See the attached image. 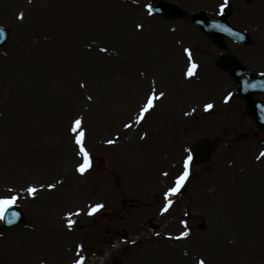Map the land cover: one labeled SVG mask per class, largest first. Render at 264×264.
I'll list each match as a JSON object with an SVG mask.
<instances>
[{
	"label": "rangeland",
	"instance_id": "374dc122",
	"mask_svg": "<svg viewBox=\"0 0 264 264\" xmlns=\"http://www.w3.org/2000/svg\"><path fill=\"white\" fill-rule=\"evenodd\" d=\"M166 1L186 16L149 15L144 5L158 0H0L9 30L0 46V195L20 193L25 215L8 229L0 222V264H73L78 245L84 264H264V132L216 64L232 53L264 74V0H227L228 21L251 41L224 39L226 48L190 17L217 16L225 0ZM199 82L211 93H186ZM153 88L164 96L136 123ZM77 118L91 157L83 174ZM201 139L215 143L210 159L166 198ZM94 204L103 207L88 215ZM77 209L69 229L66 213Z\"/></svg>",
	"mask_w": 264,
	"mask_h": 264
},
{
	"label": "water",
	"instance_id": "95a60500",
	"mask_svg": "<svg viewBox=\"0 0 264 264\" xmlns=\"http://www.w3.org/2000/svg\"><path fill=\"white\" fill-rule=\"evenodd\" d=\"M154 13L161 14L165 18L175 19L178 17H184L185 13L181 11L178 7L173 6L164 0L159 1L158 5L153 6ZM226 13L221 18H214L205 12H196L192 15V21L195 25L200 27L203 32L215 40L216 42L222 43L223 37H230L241 43H248V35L244 32H241L232 26H230L226 21ZM219 25L220 27H216ZM225 28H229L232 31H225ZM3 34H0V46L4 45L9 36V30L3 28ZM232 33H237L238 35H233ZM218 65L225 69L229 70L238 84L235 93L242 96L247 101V111L255 119L259 128L264 130V103L260 100H254L253 95L257 92L264 91V76L255 74L251 70L245 68L242 63L231 54H226L221 56L218 61ZM257 84L256 88H248L247 84ZM213 150V145L207 141H199L193 147L192 151V162L194 165L199 166L205 162ZM15 210L20 213V216L15 220L13 224H8L4 222L3 228H8L18 222L23 221L24 216L20 209L16 206Z\"/></svg>",
	"mask_w": 264,
	"mask_h": 264
},
{
	"label": "snow or ice",
	"instance_id": "6c2138e0",
	"mask_svg": "<svg viewBox=\"0 0 264 264\" xmlns=\"http://www.w3.org/2000/svg\"><path fill=\"white\" fill-rule=\"evenodd\" d=\"M133 2H136V0H133ZM227 3V0H225V3H222L220 5V11L223 12L225 5ZM144 8L147 10L148 14L151 15L154 11L153 5L151 3L145 4ZM19 18H23V14H20ZM137 28L142 27V25H136ZM216 27H220L219 25H216ZM225 31L231 32L232 30L229 28H225ZM3 27L0 26V34H3ZM233 35H238L237 33H232ZM101 51H106V49H101ZM186 53H188V58H189V66L186 72V75L191 77L194 75V70L196 69L197 65L193 62H191V53L190 51L186 48L184 49ZM83 86V85H81ZM264 86V85H260ZM248 88H256L258 87L257 84H252L249 83L247 84ZM232 94L230 93L229 96ZM164 96V92H156V90L153 88V90L146 96V102L144 105L140 108L139 114L136 117V123H139L143 118L145 113H147L149 110H151L154 107V101L162 98ZM91 99V97H89ZM227 100L228 97H225ZM205 110L211 109L213 107L212 104H206ZM131 123L125 124V128L131 127ZM73 133H76L75 135V143L79 147V152L78 155H80L83 158V162L77 165L76 171L80 172L83 174L87 169L91 167V157L86 148L84 147V130L82 128V119L77 118L76 120L73 121V127L71 129ZM114 141H107V143H113ZM261 157H264V151L260 153V156L257 157V159H260ZM192 159L191 155H188L186 159L184 160V171L181 173L180 176L176 178L175 185L171 188L168 189L167 192L164 193V196L167 198L168 196L175 194L180 190L182 187L184 181L188 178V165L189 161ZM59 183V181H57ZM41 188L44 187V185L40 186ZM47 187L49 189L55 188L54 184H48ZM27 193L29 196H34L38 189L35 186L29 185L26 189ZM7 192L9 194L7 195H0V222H6L8 224H13L15 220L20 216V213L15 210V207L18 206V200L20 199V193L14 192L11 188L7 189ZM171 204V201L169 200L165 204V209L168 207V205ZM102 204H94L90 205L88 208V215H92L96 211H98L100 208H102ZM80 209H77L75 213L68 212L66 213L67 217V224L69 229H71L74 221L71 219L73 215H79L80 214ZM189 235V231L186 229L185 231L181 232L177 239L187 237ZM83 248V245H78L77 246V251H78V258L73 260V264H84L85 257L81 254L80 250ZM199 264H205V261L201 259L199 261Z\"/></svg>",
	"mask_w": 264,
	"mask_h": 264
},
{
	"label": "bare ground",
	"instance_id": "6f19581e",
	"mask_svg": "<svg viewBox=\"0 0 264 264\" xmlns=\"http://www.w3.org/2000/svg\"><path fill=\"white\" fill-rule=\"evenodd\" d=\"M171 67H173L174 69L173 70H176V71H179L180 70V66H178L177 64L175 65V62L172 64V66H170V68ZM197 74V73H196ZM196 74H195V76H196ZM174 76H176V72L174 71ZM175 80V79H174ZM173 79H172V81H174ZM211 80H213V81H215V82H217L216 80H215V77H214V79L213 78H211ZM186 82H189V80H187ZM189 84V86H190V84L191 83H188ZM188 84H185V86L187 87L186 88V93H190V95H192V93L193 92H195V94H197V93H199L198 95L199 96H203V95H208L209 93H211V90H207V85H204V83H202V82H199V85H198V83H197V85L196 86H191V87H188ZM208 86H210V85H208ZM206 88V90H207V92L204 90ZM216 92H218L217 94H218V96H219V94H220V91H219V89H217V91ZM215 92V93H216ZM34 217V216H33ZM32 217V218H33ZM28 218H31L30 216L28 217ZM40 224V223H39ZM51 224H54V222H53V219H52V221H50L49 222V224L48 225H50L49 226V228H51L52 227V225ZM48 228V229H49ZM30 235V234H29Z\"/></svg>",
	"mask_w": 264,
	"mask_h": 264
}]
</instances>
